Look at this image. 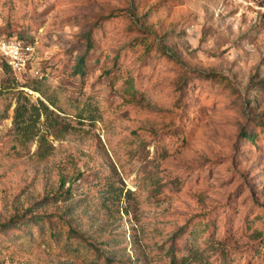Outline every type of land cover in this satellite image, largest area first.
Listing matches in <instances>:
<instances>
[{
  "label": "rangeland",
  "instance_id": "rangeland-1",
  "mask_svg": "<svg viewBox=\"0 0 264 264\" xmlns=\"http://www.w3.org/2000/svg\"><path fill=\"white\" fill-rule=\"evenodd\" d=\"M10 32L34 54L0 63V224L57 235L15 221L0 264H264V0H0Z\"/></svg>",
  "mask_w": 264,
  "mask_h": 264
},
{
  "label": "trees",
  "instance_id": "trees-1",
  "mask_svg": "<svg viewBox=\"0 0 264 264\" xmlns=\"http://www.w3.org/2000/svg\"><path fill=\"white\" fill-rule=\"evenodd\" d=\"M3 38H14V39H17V40H21V41H24V42H28L25 40V37L24 35L21 33V32H18L17 35H12V33L10 32L9 34H6V35H2ZM101 42V39L98 38V36H95V37H89L87 39V44H86V49L83 53V56L79 57L78 58V63L75 65V74L76 75H79L81 77L84 76L85 74V61L87 60V55L90 53L91 49L93 48V46H96L98 45L99 43ZM0 63H1V67L4 69V71L6 72L7 76L9 78H14L15 79V76L11 70V68L8 66V64H6V62H4L2 60V58L0 57ZM26 74V73H25ZM24 74V75H25ZM23 75V76H24ZM39 79H42V78H32V77H29L27 78L28 81H31L30 84H28V82L24 85L26 86H30L32 87V89L34 91H41L40 89V86H39ZM112 81H114V76H112ZM125 86L124 85H121L118 87V90H122ZM125 92H127L128 94H130V92L128 90H125ZM49 102L51 103V105H53L54 107L57 108V104H56V100L54 99H48ZM90 101V100H89ZM88 100H77V106H76V111H75V115L77 118L79 119H85V120H92V121H95L96 120V108L95 105H93L91 102H89ZM41 105L43 106V108L48 111V107L43 103L41 102ZM23 114H20L18 113L16 115V118L18 120L19 117H22ZM22 121V119H21ZM263 127H264V124H262ZM23 129H30L29 128V125H26L25 127H23ZM248 135V138H254V136L252 137V134L249 133L247 134ZM111 187V186H110ZM105 189H108L109 187H104ZM117 188H114V190L112 192H116ZM101 191H104V190H101ZM106 192V191H105ZM116 197V200H119L121 197H122V191H120ZM105 199V198H103ZM102 199V201H103ZM108 199V198H107ZM108 207V206H106ZM27 218L23 217V216H15L11 219L10 222L8 223H2L0 224V233H9L10 229H11V225L12 223H14L15 221H19L18 224L20 226H24L27 230H24V234H28V231L29 229H32L33 227L35 228V231H37L39 234L41 233H45L46 230H48L47 232L50 234L51 237H56V233L54 232L55 229L57 228V225L56 224H53L52 221L44 216H36L33 220H26ZM47 226V228H45ZM29 227V228H27ZM20 228H16L15 230H19ZM46 229V230H45ZM195 230V228L191 227V228H186L182 231V237L185 238V239H191L192 236H193V231ZM31 233H32V230H31ZM78 242L80 244H84V240L83 239H79ZM195 244H191V247H194ZM172 252H171V264H184L185 261L187 259H185V254H183V249L180 247V246H173L172 247Z\"/></svg>",
  "mask_w": 264,
  "mask_h": 264
},
{
  "label": "built area",
  "instance_id": "built-area-1",
  "mask_svg": "<svg viewBox=\"0 0 264 264\" xmlns=\"http://www.w3.org/2000/svg\"><path fill=\"white\" fill-rule=\"evenodd\" d=\"M34 47L30 42L0 37V57L11 68L16 78L26 73Z\"/></svg>",
  "mask_w": 264,
  "mask_h": 264
}]
</instances>
